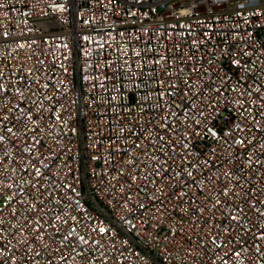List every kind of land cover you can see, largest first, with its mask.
I'll list each match as a JSON object with an SVG mask.
<instances>
[{"label": "built area", "instance_id": "1", "mask_svg": "<svg viewBox=\"0 0 264 264\" xmlns=\"http://www.w3.org/2000/svg\"><path fill=\"white\" fill-rule=\"evenodd\" d=\"M0 264H264V0H0Z\"/></svg>", "mask_w": 264, "mask_h": 264}]
</instances>
